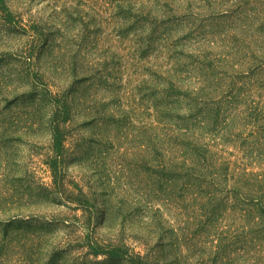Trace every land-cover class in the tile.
I'll return each mask as SVG.
<instances>
[{"label": "trees", "instance_id": "16d2710c", "mask_svg": "<svg viewBox=\"0 0 264 264\" xmlns=\"http://www.w3.org/2000/svg\"><path fill=\"white\" fill-rule=\"evenodd\" d=\"M31 2L0 0V135L19 128L14 119L18 120L21 110L24 128L31 131L36 126L37 130H43L48 124L60 142L65 137L67 125L81 118L82 126L95 127L97 133L94 142L90 138L87 148L93 149L92 153L97 157L106 154L104 149L112 146L113 135L125 127L126 122L124 115H120V86L114 82L115 78L119 79L116 76L118 69L110 67L114 63L112 57L108 60L106 54L94 48L102 23H110L118 41H127L135 50L133 56L137 54L142 61L155 52L164 56L165 63L157 65L158 70L149 74L162 85L155 94L156 102L157 95L161 96L158 108H155L159 122L174 121L180 131L177 136H169L175 151L180 154L183 141H187L184 149L189 155L183 157L180 154L179 160L172 156L165 160L161 153L163 147L153 145L147 154L140 148L126 157L119 164L126 171L120 170L125 176L122 177L124 183L109 186L122 195L118 208L121 210L128 203L134 208L127 212H144L159 202L165 207L180 205V210H186L183 203L187 194L195 195L199 205V210L190 212L192 216L187 218L185 232L181 235L172 227L165 234L158 221L154 226L146 225L147 236L142 241L144 253L134 254L128 264H192L188 261L194 256L197 258L195 264H227L230 254L235 253L247 256L251 253L252 258L247 264H264V166L258 171L245 172L244 169H231L228 163L218 166L215 160L208 159L213 154L209 156L211 151L204 142L206 137L220 134L221 141H234L239 137L229 130L232 125L224 116L228 104L233 105L236 98L217 100L210 96L216 79L212 74L213 60L206 52L208 48L195 47L183 52L178 50L182 38H174L179 35L176 29H180L185 21L189 25L187 37L193 41L217 37L219 42H224L225 37H229L234 47H241L255 36L249 32L250 24L257 20L264 22V0H51L53 5L48 6L47 11L33 15L29 9ZM250 2L256 6V11L247 16L244 12L249 11ZM24 15H27L25 25ZM236 22L240 23L241 38L236 34L224 35L226 28ZM16 39L18 44L12 41ZM259 45L264 46V37ZM160 49L163 53H159ZM31 64L35 73L29 71ZM184 69L195 74L197 86L187 89L179 86L181 76L190 73ZM55 82L60 93H51L48 88ZM100 91L105 95L110 93V96L98 100L96 94ZM223 102L226 103L224 108ZM179 108L184 114L178 111ZM245 112L243 120L249 122L246 124L252 123L264 130L259 126L264 122L260 119H264V112L253 107H247ZM3 147L0 144V150ZM52 163L51 185L42 190L50 194L54 204L66 201L85 207L89 202L82 188L77 184L69 188L73 183L64 180L59 169L63 159L61 163ZM94 165L97 168L106 166L104 159ZM5 185L12 189L9 182L6 181ZM74 193L78 195L76 200H72ZM131 195L135 197L128 202ZM107 201L97 204L103 219L108 214ZM226 210L241 215L246 225L236 233H217L215 242L197 240ZM4 223L0 225L5 238L0 243V255L7 247L21 246L16 238L32 236L40 240V235L51 226L49 223L36 226L17 217ZM153 238H156L154 242ZM191 241L197 242L192 244ZM81 243L84 240H80L76 250L84 247L86 254L89 249L95 251L88 244ZM114 243L110 246L118 249L120 255L122 250H127L121 240ZM180 244L185 245V254L181 252ZM66 245L69 248L63 250L56 245L49 256L74 250L70 240ZM85 256L82 253L69 264H83L78 260H85ZM105 256V260L90 261V264H110L118 258L115 253H106ZM53 262L50 258L45 264ZM85 263L89 264L88 261Z\"/></svg>", "mask_w": 264, "mask_h": 264}, {"label": "rangeland", "instance_id": "374dc122", "mask_svg": "<svg viewBox=\"0 0 264 264\" xmlns=\"http://www.w3.org/2000/svg\"><path fill=\"white\" fill-rule=\"evenodd\" d=\"M51 5H53L51 0H32L29 9L33 15L47 11L48 6ZM248 9L249 11L245 10L244 14L247 16L255 14L256 6L253 2L249 3ZM26 18L27 15H24V25L27 23ZM242 18L243 14L240 19ZM239 24L236 22L235 25L228 26L223 32L224 35L240 36ZM188 26L184 21L180 29H176L179 35L174 38L183 40L179 42L178 50L189 52L195 47L208 48L206 52L213 60L212 74L216 79L211 89L213 94L210 96L216 97L217 100L236 98L233 105L228 104L225 110L227 113L224 116L226 122L232 125L229 130L232 129L239 137L234 141H221L220 134L206 137L204 142L208 144L211 151L209 156L213 154V157L208 159L215 160L218 166L228 163L231 169L238 168L239 171L244 169L245 172L258 171L264 166V130H260L252 123L246 124L249 123L248 119L246 121L243 118L246 117L247 107L264 112V46L259 45L261 37H264V22L257 20L250 24L249 32L255 36L246 40L241 47H234V42L229 37H225L224 42H219L217 37L208 41L202 38L193 41L187 37ZM171 34L173 35L174 32ZM12 41L18 44L17 39ZM96 44L94 48L106 54L108 60H111L110 57L113 58L114 63H111L110 67L118 69L116 76L119 79L115 78L114 82L120 86L118 91V96L121 97L120 115H124L125 127L120 130L121 132L117 131L113 135L115 139L112 146L104 149L106 154L97 157L96 154L93 155V149L87 148L91 143L90 138L93 142L97 138L95 127L82 126L81 118H76L67 125L65 137L60 142L57 134L52 132L53 129L48 124L43 130H37L36 126H33L31 131L24 128L25 119L21 110L18 120L14 119L19 128L0 135V144L4 146V149L0 150V225L17 217L36 226L48 223L51 226L46 228L45 234L40 235L41 241L32 236L16 238L20 240L21 246L14 249L7 247L4 254L0 255V264H45L50 258H53V264H69L82 253L86 255L85 260H78V263L86 264L85 262L88 261L90 264V261H103L106 259V253H115L118 258L113 259L114 262L110 264H128L130 257L134 254L144 253L142 241L147 236L146 225L154 226L158 221L164 228L165 234L167 229L172 227L176 229L178 235H181L185 232L187 218L192 216L190 212L199 210L198 199L193 194L184 195L183 206H186V210L183 208L180 210V205L172 208L165 207L159 202H155L151 209L148 208L144 212H127L134 208L133 204L128 203L122 207L123 209L118 208L119 198L122 195L119 191L110 189L109 186L124 183L125 176L120 170L123 173L126 171L119 164H122V160L126 157H130L140 148L147 154L153 145L163 147L164 150L161 153L165 155H163L165 160L171 156L179 160L180 154L183 157L184 155L189 157V155L186 152L187 149H184L187 141H183L180 154L178 150L175 151L174 143L169 136H177L180 131L174 126V121H165L167 124L159 122L156 111L161 96L157 95L156 102L155 94L162 85L156 82L158 79L153 80L150 75L158 70L157 65L165 63L164 56L155 52L143 61L138 59L137 54L133 56L135 50L127 41L121 43L118 41L110 23H102ZM159 53H163V50L160 49ZM29 71L33 73L36 71L32 64L29 66ZM184 71L190 72V69H184ZM194 75L191 72L184 73L179 80V86L183 89L197 86ZM56 84L58 83L48 86L51 93H60ZM107 96H110V93L105 95L103 91H100L96 94L98 100L105 99ZM225 106L226 103L223 102L222 108ZM180 110L179 108L178 111L184 114L183 110ZM260 119L264 120L262 117ZM259 126L264 127V122ZM62 159L63 165L61 164L59 169L64 180L73 183L69 188H74V184L82 188L89 202L85 207L81 208L75 203L66 201L54 204L49 198L50 194L42 190L51 185L52 162L61 163ZM103 159L105 168L104 166L97 168L94 164L103 162ZM6 181L11 184L12 189L9 190V186L6 188ZM124 188H127L126 185ZM5 189L8 191L4 194ZM74 194L72 200H76L78 196L77 193ZM133 197L135 196H129L128 202ZM105 199L108 200L106 207L108 214L103 219L97 204H102L103 201L105 203ZM243 225L246 224L241 215L226 210L219 219L203 231L200 238L196 239L215 242L217 233L222 231L236 233ZM2 227L0 226V243L5 239L2 237ZM69 240L74 250L49 256L54 252L51 250L56 245L62 250L69 248L66 245ZM80 240L82 242L84 240L81 245L88 244L95 251L89 249V254H86L87 249L84 247L76 250ZM119 240L127 248L122 250L121 255L118 249L110 246ZM155 240L156 238H153V242ZM148 241L153 243L149 239ZM180 250L185 254L184 244H180ZM230 256L227 264H247L248 259L252 258L251 253L248 256L245 253H235ZM196 259L194 256L192 259L189 258L188 262L195 264Z\"/></svg>", "mask_w": 264, "mask_h": 264}]
</instances>
